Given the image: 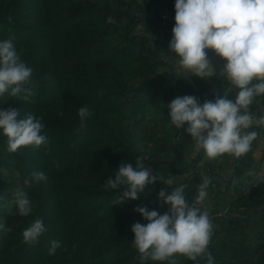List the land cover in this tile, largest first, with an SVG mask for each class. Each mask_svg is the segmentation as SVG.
<instances>
[{"label":"trees","instance_id":"1","mask_svg":"<svg viewBox=\"0 0 264 264\" xmlns=\"http://www.w3.org/2000/svg\"><path fill=\"white\" fill-rule=\"evenodd\" d=\"M174 3L0 0V39H12L21 59L34 69L29 99L5 97L0 108H21L22 116L35 113L42 117L49 138L47 145L23 146L10 153L7 137L0 134V196L4 205L0 222L4 220L9 228L0 234V264H139L131 226L146 221L134 208L144 203L161 214L167 211H162L165 204L157 197L163 185L157 181L146 188L144 197L114 204L119 190L104 183L114 178L121 162L135 164L140 157L154 172L176 175L177 183L189 181L185 191L195 206L201 204L196 200L197 186L205 176L209 192L223 182L207 162L200 172L185 182L180 180L200 163L205 152L198 149L194 153L195 141L184 128L171 124L167 104L184 94L195 95L201 102L213 98L215 93L199 95L206 82L218 92L223 87L215 76L210 81L182 76L159 56L161 44L156 36L164 31L169 41L174 26L162 27L159 20L162 14H175ZM144 4L150 6L146 12ZM108 16L114 22H107ZM142 21L146 33L138 35L133 30ZM165 47L168 51V43ZM83 105H89L93 114L81 129L78 109ZM263 107L264 98H260L251 111L260 115ZM253 126L259 131L264 127ZM36 170L44 171L48 180L36 182L32 177ZM229 183L230 179L221 199L215 200V213L234 207L242 209L246 217H212L209 250L216 264H264V230L254 243L245 232L251 223L264 224V177L234 184L230 202L225 198ZM18 189L26 190L34 203L27 217L13 208ZM259 208L260 221L252 218ZM37 218L43 219L47 230L37 243H26L22 231ZM51 239L61 241L54 255L48 252ZM199 259L204 264L205 258ZM174 264L195 262L177 254Z\"/></svg>","mask_w":264,"mask_h":264},{"label":"clouds","instance_id":"2","mask_svg":"<svg viewBox=\"0 0 264 264\" xmlns=\"http://www.w3.org/2000/svg\"><path fill=\"white\" fill-rule=\"evenodd\" d=\"M174 26L168 51L188 73L210 81L213 76L234 86L235 95L224 87L220 92L213 88V98L203 102L195 95H177L167 104L168 117L176 129L184 131L210 158L224 154L236 157L246 155L261 132L253 125H264V115H256L251 106L264 98V0H175ZM107 22H114L112 16ZM211 50L223 63L217 67L211 62ZM33 67L23 61L12 39H0V104L5 97L27 100L32 95ZM93 114L89 105L78 109L79 126L87 127ZM22 117V118H21ZM19 118V119H18ZM186 125V127H185ZM42 117L35 113L21 115V108H0V134L7 137L10 153L23 146L47 145L49 138L44 131ZM36 182L47 181L44 171L32 173ZM157 181L163 185L157 193L159 201L168 206L162 214L157 208L140 203L134 211L146 223L131 226V241L139 253V264L170 261L174 264L177 254L186 256L195 264L205 258L204 264H216L209 250L213 235V221L207 211L190 203L187 185L177 183L176 175L167 176L153 171L138 157L136 163L121 162L114 178L104 185L115 192L117 202L124 204L146 195V188ZM209 178L205 176L198 188L197 201L208 196ZM14 203L21 217L33 212L34 203L26 190L14 193ZM0 196V207H3ZM9 229L0 222V234ZM47 230L43 219H34L23 229L26 243L35 244ZM49 255L61 246L59 239H51Z\"/></svg>","mask_w":264,"mask_h":264},{"label":"rangeland","instance_id":"3","mask_svg":"<svg viewBox=\"0 0 264 264\" xmlns=\"http://www.w3.org/2000/svg\"><path fill=\"white\" fill-rule=\"evenodd\" d=\"M144 5L145 6H143V11L146 12V11H148L150 6H149V4H147V5L144 4ZM145 12H144V16H143L144 19L147 15V14H145ZM136 13L139 14L140 10H139V13H138V11H136ZM144 26H145V23L143 21L140 22L136 26V28L133 30L134 33H137L138 35L139 34L144 35L146 33V32L145 33L143 32ZM163 32L164 31L159 32V34L156 36V40H160L159 43L161 44V46L159 48H157L159 56L161 58L167 60L171 65H173L178 73H180L182 76L187 77L188 73L179 65L178 60H174L173 57L170 55V52L166 50L167 46L165 47V45H167V43H169V41H168V39L164 38ZM163 47H165V50ZM208 52H209V58H210L211 62L218 69L220 67V65L223 63V61L218 56H216L211 50H208ZM215 77H216L215 80H218L220 82V84H222V85H220L221 87L225 86L226 90H232L233 94H235L236 89L234 86L225 82L222 78H220L218 76H215ZM213 88H215L218 92L219 89L214 87L213 84L206 82L204 84V87L200 89L199 95H204L206 93L214 94ZM184 95H186V94H184ZM189 95H191V94H189ZM261 139H262L263 147H256V149H255L256 151L253 155V159L255 162L253 161V166L251 169H249L250 163L247 162V159L250 156L248 154H246L244 156H240V157H236V156L229 154L227 159H225L224 157L223 158L217 157L216 159H213V158L208 157L205 154L203 156V159L200 161V163L196 164L195 167L191 168L189 173H187L186 175H184L183 177L180 178V180H184V182H185V180L191 178V175L196 173V171L200 172L201 168L203 167V164L205 162L210 163L212 166H214L215 173H217V175H219V177L222 179L223 182H220L219 187H215L213 185L212 186V189H213L212 192L208 191V193H210V194L205 198V200L203 202H201L200 205L197 206V207L201 208L202 211H207L210 214L211 218L214 217L216 214H217V216L219 214H225V215H227L233 219H244L246 217L245 214H243L242 209L238 210V209H235L233 206H231L233 208L224 209L221 212L215 213L216 206H214V203H215L216 198H218L220 196V199H221V197L223 196L222 194H224V191L227 187L229 179H230V183L228 186L229 188H228V192H227V195L225 196V198H226V200H228L230 202L231 198L229 196L235 194L234 184H236L240 181L250 182V179H253L254 176L256 178L264 177V160H262L260 163L261 153L264 150V136H261ZM196 151H198L197 148H195L194 153H196ZM242 163L245 167L243 169V172L239 175L238 174L240 172L239 170L243 166ZM258 164H259V169L256 172V169H257L256 167H258L257 166ZM184 184L187 185V187H188L189 181L188 182L186 181ZM160 208L162 209V211H165L168 209V206L164 205V206H161ZM260 209L261 208H259V211L257 213L252 215L253 219H257L258 221H260L259 215L261 214V211H262V210L260 211ZM212 221H213V218H212ZM263 230H264V224L261 226H257L256 224L251 223L246 228L245 232H247L250 242L254 243L257 241V237L259 236L260 231H263Z\"/></svg>","mask_w":264,"mask_h":264},{"label":"crops","instance_id":"4","mask_svg":"<svg viewBox=\"0 0 264 264\" xmlns=\"http://www.w3.org/2000/svg\"><path fill=\"white\" fill-rule=\"evenodd\" d=\"M260 115H264V107L263 108H261V111H260ZM254 128H256V129H258V127L257 126H253ZM260 132H261V135L259 136V137H257V139L255 140V142L253 143V146L252 147H254V149H253V151H252V154L248 157V159H247V162H249L250 163V168L249 169H251L252 168V166H253V161H254V159H253V155H254V153H255V149H256V147H263V144H262V139H261V136H264V127L260 130ZM264 150H263V152L261 153V159L262 160H264ZM263 157V158H262ZM240 162V161H239ZM255 162V161H254ZM242 165H243V163H242ZM241 165V166H242ZM240 166V167H241ZM244 165L241 167V169L239 170L240 172L238 173L239 175L243 172V169H244Z\"/></svg>","mask_w":264,"mask_h":264},{"label":"built area","instance_id":"5","mask_svg":"<svg viewBox=\"0 0 264 264\" xmlns=\"http://www.w3.org/2000/svg\"><path fill=\"white\" fill-rule=\"evenodd\" d=\"M174 13H165V14H162L161 15V18H160V20H159V23L161 24V26L162 27H165V26H167V25H170V24H172V23H174ZM222 214H219L218 215V217L219 216H221ZM217 216V215H216Z\"/></svg>","mask_w":264,"mask_h":264},{"label":"bare ground","instance_id":"6","mask_svg":"<svg viewBox=\"0 0 264 264\" xmlns=\"http://www.w3.org/2000/svg\"><path fill=\"white\" fill-rule=\"evenodd\" d=\"M216 215H217V214H216ZM216 215H215V216H216Z\"/></svg>","mask_w":264,"mask_h":264}]
</instances>
